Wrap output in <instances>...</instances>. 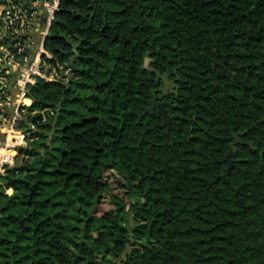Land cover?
<instances>
[{
    "label": "trees",
    "instance_id": "1",
    "mask_svg": "<svg viewBox=\"0 0 264 264\" xmlns=\"http://www.w3.org/2000/svg\"><path fill=\"white\" fill-rule=\"evenodd\" d=\"M56 19L73 78L30 87L35 108L65 99L0 181V264H264V0H63ZM153 99L169 128L139 118Z\"/></svg>",
    "mask_w": 264,
    "mask_h": 264
},
{
    "label": "built area",
    "instance_id": "2",
    "mask_svg": "<svg viewBox=\"0 0 264 264\" xmlns=\"http://www.w3.org/2000/svg\"><path fill=\"white\" fill-rule=\"evenodd\" d=\"M63 0H0V181L29 155L21 149L39 137V125L57 111L35 108L30 87L37 81H69L68 63L55 60L46 40Z\"/></svg>",
    "mask_w": 264,
    "mask_h": 264
},
{
    "label": "water",
    "instance_id": "3",
    "mask_svg": "<svg viewBox=\"0 0 264 264\" xmlns=\"http://www.w3.org/2000/svg\"><path fill=\"white\" fill-rule=\"evenodd\" d=\"M55 21H57V19ZM148 61H149V58H146V62H148ZM70 66L73 67L74 64L71 63ZM63 93H64V96L60 99L59 103H56V102L47 103V102H45L44 104L46 106H55V107H57V111L59 112L62 109V102L65 99L66 89L63 91ZM156 104H157V114H158V116H161L163 118V121H164L163 125L167 126L169 128L170 127V123L173 120V117H171L169 115V111H168V108H167L168 104L166 102H158L157 103V101L153 99L151 101V105L145 109V112L138 114L139 118L141 119L147 112L153 113L155 111ZM244 133L245 132H238V133L234 134V141L231 144V151L227 154V156L225 158V160L229 164L228 172L231 171V169L234 166V160H233L234 149L236 148V146L239 143H242V140L239 138V135L240 134H244ZM261 170L264 172V164H262ZM38 174H39V171H37V175ZM37 186H38V182L34 183L31 186L30 197H33V194H34ZM80 253L81 252H79V254Z\"/></svg>",
    "mask_w": 264,
    "mask_h": 264
},
{
    "label": "rangeland",
    "instance_id": "4",
    "mask_svg": "<svg viewBox=\"0 0 264 264\" xmlns=\"http://www.w3.org/2000/svg\"><path fill=\"white\" fill-rule=\"evenodd\" d=\"M163 79L165 81V90H168L170 88V86H171V81H170V79L167 76H164ZM54 133L55 132L53 130L52 133H51V135L52 134L54 135ZM101 208H102V210H108V209H110L111 208L110 202L105 201ZM131 224L132 225H130V227H132L134 223L131 222Z\"/></svg>",
    "mask_w": 264,
    "mask_h": 264
},
{
    "label": "flooded vegetation",
    "instance_id": "5",
    "mask_svg": "<svg viewBox=\"0 0 264 264\" xmlns=\"http://www.w3.org/2000/svg\"><path fill=\"white\" fill-rule=\"evenodd\" d=\"M158 102H162V101H157V103H158ZM156 108H157V104H156Z\"/></svg>",
    "mask_w": 264,
    "mask_h": 264
}]
</instances>
